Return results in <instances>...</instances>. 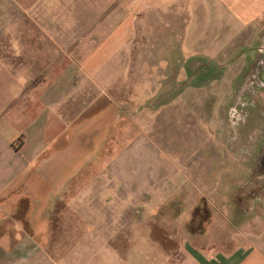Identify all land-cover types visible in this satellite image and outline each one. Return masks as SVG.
<instances>
[{"label": "crops", "instance_id": "0c3cea01", "mask_svg": "<svg viewBox=\"0 0 264 264\" xmlns=\"http://www.w3.org/2000/svg\"><path fill=\"white\" fill-rule=\"evenodd\" d=\"M56 1L61 4L8 0L6 8L8 64L2 71L10 77L48 79L23 97L19 87L20 93L0 111V264H264V196L240 201L231 191L229 197L224 195L221 166H204L202 173L190 177L191 169L160 165L154 159L155 164L144 163L148 159L139 154L142 146L107 159L104 151L120 128L112 132L99 122L107 109L90 115L78 112L95 104L78 101V93L87 78L101 76L111 57L120 61L122 48L111 56L107 51L105 58L91 54L78 59L71 50L88 43L85 37L77 40L84 32L69 28L64 36L42 18L45 7L53 8L56 18L63 0ZM197 1L170 0L167 12L147 8L148 15L135 24L132 11L131 28H148L150 21L156 22L151 28H159L163 20L166 28H188L197 9L200 27H205L211 14L221 10L225 22L220 27L227 30L222 43L239 38L264 45V0ZM33 30L41 35L33 36ZM114 43L116 36L110 35L97 44ZM70 52L73 56L66 58ZM65 58L70 64L63 69ZM14 60L22 64L14 65ZM79 73L82 84L75 81ZM55 74L62 79L52 81ZM39 89L41 103L32 116L29 101ZM17 105L15 129L1 114ZM27 112L29 119L23 122L20 115ZM104 172L120 179L122 196L93 195L111 189L95 180Z\"/></svg>", "mask_w": 264, "mask_h": 264}, {"label": "rangeland", "instance_id": "374dc122", "mask_svg": "<svg viewBox=\"0 0 264 264\" xmlns=\"http://www.w3.org/2000/svg\"><path fill=\"white\" fill-rule=\"evenodd\" d=\"M32 1L38 4V0ZM58 3L61 4L47 0L45 4ZM62 4L57 7L61 9L55 19L53 8L46 7L42 18L45 25L54 26V31L64 36L69 28L77 33L84 32L77 35V40L85 37L88 43L71 50L78 59L91 54L106 57L107 51L111 56L122 48L120 61L111 57L110 66L103 68L100 77L87 78L82 89L87 92L78 93V101L95 102L89 109L81 106L78 112L90 115L107 109L99 122L109 125L112 132L113 127L120 128L119 136L104 151L109 154L107 159L116 158L125 149L142 146L140 151L143 152L139 154L143 155V160L148 159L144 163L154 159L160 165L185 171L191 169L193 173H187L190 177L202 173L199 169L204 166L208 169L221 166L224 195L229 197L231 191L240 201L264 196V70H260L257 63L260 45H252L254 40L242 43L239 38L227 45L222 43L226 39L222 38V33L227 30L220 27L225 22L221 10L211 14L205 27H200L199 9L194 8V21L188 28L185 25L166 28L163 20L158 23L159 28H151L156 22L150 21L148 28L142 26L145 28L135 30L129 19L132 11L136 16L132 21L135 24L141 15H148L147 8L167 12L165 8L171 5L170 0H63ZM7 6L8 0H0V111L20 93L17 92L19 87L23 88L20 93L23 97L48 79L10 77L2 71L7 70L8 64ZM32 34L41 35L37 30ZM110 35L116 36L117 44H97L103 40L107 42ZM92 39L94 45H89ZM126 40L127 45L122 46ZM73 54L70 52L66 58ZM208 56L210 60L200 59ZM66 58L62 61L63 69L70 64ZM13 63L19 65L22 60ZM57 74L52 76V81L62 79ZM81 75L75 78L80 84ZM42 93L39 89L31 94L32 116L41 103ZM35 100L37 103L33 105ZM23 104L26 107L28 101ZM15 107L18 105L2 113L1 118H8L17 129L19 122H15V118L19 108ZM20 117L27 122L29 113H21ZM102 175L96 174L99 178L95 180L107 182L111 189L96 190L93 195L122 196L118 189L120 179L111 172ZM230 182L233 184L231 190Z\"/></svg>", "mask_w": 264, "mask_h": 264}, {"label": "water", "instance_id": "95a60500", "mask_svg": "<svg viewBox=\"0 0 264 264\" xmlns=\"http://www.w3.org/2000/svg\"><path fill=\"white\" fill-rule=\"evenodd\" d=\"M261 48L259 50V59L257 61L258 64H260L259 68L260 70H264V45H260ZM258 56V55H257Z\"/></svg>", "mask_w": 264, "mask_h": 264}, {"label": "flooded vegetation", "instance_id": "af4514ba", "mask_svg": "<svg viewBox=\"0 0 264 264\" xmlns=\"http://www.w3.org/2000/svg\"><path fill=\"white\" fill-rule=\"evenodd\" d=\"M262 166L264 167V161H263V164H262Z\"/></svg>", "mask_w": 264, "mask_h": 264}]
</instances>
